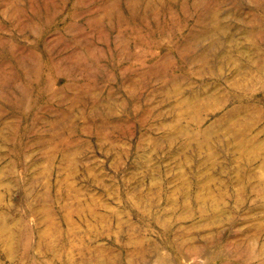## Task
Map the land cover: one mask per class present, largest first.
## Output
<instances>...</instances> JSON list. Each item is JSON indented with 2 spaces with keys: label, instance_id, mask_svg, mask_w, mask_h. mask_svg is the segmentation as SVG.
Masks as SVG:
<instances>
[{
  "label": "rangeland",
  "instance_id": "obj_1",
  "mask_svg": "<svg viewBox=\"0 0 264 264\" xmlns=\"http://www.w3.org/2000/svg\"><path fill=\"white\" fill-rule=\"evenodd\" d=\"M0 264H264V0H0Z\"/></svg>",
  "mask_w": 264,
  "mask_h": 264
}]
</instances>
